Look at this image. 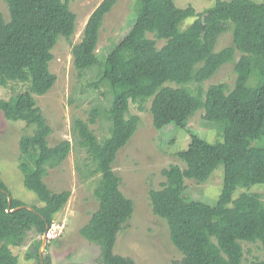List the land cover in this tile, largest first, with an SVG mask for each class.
Returning <instances> with one entry per match:
<instances>
[{"label": "trees", "instance_id": "1", "mask_svg": "<svg viewBox=\"0 0 264 264\" xmlns=\"http://www.w3.org/2000/svg\"><path fill=\"white\" fill-rule=\"evenodd\" d=\"M3 1L9 18L0 11V88L20 87L0 98V109L7 119L33 126L19 139V168L24 186L43 205L8 212L5 191L9 190L0 179V264H19L12 247L25 246L31 233L38 238L26 258L41 264V236L71 194L67 189L51 190L44 176L65 160L72 144L68 139L48 144L52 130L36 95L54 85L56 75L49 69L52 49L59 36L70 39L73 35L76 15L68 5L70 0ZM117 1L102 0L96 6L81 40L71 49L78 75L95 71L96 81L91 85L105 84L110 91L106 108L95 106L87 120L73 121L76 141L88 159L85 175L97 176L93 189L97 208L79 228L80 235L99 246L98 264H135L131 257L114 252L117 234L133 212V202L121 191L120 177L112 169L117 152L139 122L137 114H128L129 104L144 109L150 101L157 129L169 124L185 129L194 112L203 108L205 121L231 129L233 134L225 143L197 139L187 149L176 151L183 167L164 168L161 188L149 190L151 210L166 221L170 241L180 253L169 264H243L242 242L259 243L263 258L253 264H264V200L256 190L264 186L253 187L264 184V3L215 0L208 11L232 25L231 45L215 51L213 43L201 41L194 28H180L184 19L197 15L191 4L179 7L174 0H134L129 30L100 58L95 52L99 31ZM159 40H163L161 46ZM235 50L240 55L233 64L232 88L225 82L201 88L204 80L234 58ZM189 83L197 87L191 90ZM102 113L109 133L98 139L90 124ZM220 164L223 182L214 204L186 197V179L206 182ZM10 204L11 209L25 205L12 196ZM43 261L51 264L50 256L45 254Z\"/></svg>", "mask_w": 264, "mask_h": 264}, {"label": "rangeland", "instance_id": "2", "mask_svg": "<svg viewBox=\"0 0 264 264\" xmlns=\"http://www.w3.org/2000/svg\"><path fill=\"white\" fill-rule=\"evenodd\" d=\"M101 1H69L70 9L76 15L74 33L70 39L58 37L52 49L53 58L49 62V69L56 75V81L47 93L36 95V101L52 130L47 137L48 144L52 146L64 139H68L72 144L65 160L59 166L49 168L47 175L44 176V181L51 190L58 192L67 189L71 192L64 207L54 217V221L61 225L60 235L47 241L48 247L46 243L43 251V257L45 254L50 256L51 264H98L99 246L87 241L79 233V228L97 208V201L93 195L97 176L85 175L88 173L85 169L88 159L84 149L76 141L73 121L76 118L87 120L90 110L95 106L100 110L106 108L110 91L105 84L98 87L91 85L96 81L95 71H88L82 77L78 75L73 66L71 49L73 44L81 40L90 14ZM254 1L264 3V0ZM134 2L118 0L104 16L95 49L100 58H103L129 30L134 17ZM174 2L179 7L191 4L197 12V15L184 19L180 28H194L201 41L213 43L215 51L231 45V23L220 14L208 11L215 0ZM6 6V3L0 0V11L7 20L9 13ZM162 44L163 40L157 42L158 46ZM239 55L240 52L235 50L234 58L204 80L201 88L205 90L218 82H225L232 88L236 77L233 64ZM170 84L175 85L171 82ZM187 86L194 90L197 84L189 83ZM19 87L20 84H14L8 88H0V98H7L12 89L16 91ZM144 105V109H139L137 103L130 102L128 114H137L139 122L136 131L117 152L112 163L113 171L120 177L121 191L133 202L132 216L118 232L114 252L131 257L135 264H169L171 260L179 259L180 253L170 241L166 221L151 210L149 190L161 188L165 181L162 173L164 168L171 164L183 167V163L175 154L176 151L187 149L197 139L210 143H225L233 131L221 128L215 122L205 121L203 108L194 112L185 129L172 124L157 129L153 125L149 111L150 101ZM90 128L98 139L108 135L109 123L103 113L90 124ZM32 130L33 126H27L22 120L7 119L0 109V179L13 198L21 200L27 206L40 207L43 203L33 191L24 186L23 173L19 168V139ZM223 169V165H218L210 178L203 183L186 179V197L214 204L222 188ZM259 185L264 186L255 184L253 187ZM256 190L262 194L264 200V188L257 187ZM37 238L38 236L31 233L25 246L12 247L13 252L18 255L19 264H36L35 258H26V251ZM242 246L243 264H253L255 259L263 258L259 243L242 242Z\"/></svg>", "mask_w": 264, "mask_h": 264}, {"label": "water", "instance_id": "3", "mask_svg": "<svg viewBox=\"0 0 264 264\" xmlns=\"http://www.w3.org/2000/svg\"><path fill=\"white\" fill-rule=\"evenodd\" d=\"M5 193L7 194V198H8V204H7V207H6V210L8 212H13V211H15L17 209H20L22 207L28 208L30 210H34L32 207L27 206V205H20V206H17V207H14V208L11 209L10 208V205H11L10 204L11 203V196H10V194L7 191H5ZM46 227H48V225H46ZM46 243H47V239H46L45 235L43 234L41 236V244H40V246L38 248V256L40 258L41 264H44V261H43V251H44V249L46 247ZM32 253L33 254L35 253V248H32Z\"/></svg>", "mask_w": 264, "mask_h": 264}, {"label": "built area", "instance_id": "4", "mask_svg": "<svg viewBox=\"0 0 264 264\" xmlns=\"http://www.w3.org/2000/svg\"><path fill=\"white\" fill-rule=\"evenodd\" d=\"M60 232H61V225L57 223V221L53 220L46 228L44 235L47 241H50L57 238L60 235Z\"/></svg>", "mask_w": 264, "mask_h": 264}]
</instances>
